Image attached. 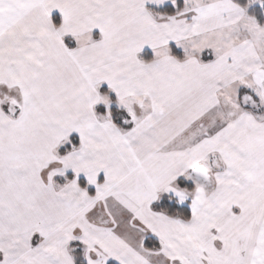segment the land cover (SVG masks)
<instances>
[{
	"label": "snow or ice",
	"instance_id": "snow-or-ice-1",
	"mask_svg": "<svg viewBox=\"0 0 264 264\" xmlns=\"http://www.w3.org/2000/svg\"><path fill=\"white\" fill-rule=\"evenodd\" d=\"M0 264H264V0H0Z\"/></svg>",
	"mask_w": 264,
	"mask_h": 264
}]
</instances>
